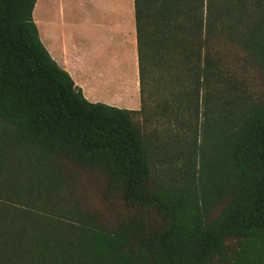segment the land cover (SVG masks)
Masks as SVG:
<instances>
[{
  "label": "trees",
  "instance_id": "obj_1",
  "mask_svg": "<svg viewBox=\"0 0 264 264\" xmlns=\"http://www.w3.org/2000/svg\"><path fill=\"white\" fill-rule=\"evenodd\" d=\"M35 3L0 0V264H264V29L248 33L261 89L211 111L197 182L157 183L138 121L157 71L225 79L242 1L134 0L139 110L85 97L44 46Z\"/></svg>",
  "mask_w": 264,
  "mask_h": 264
},
{
  "label": "rangeland",
  "instance_id": "obj_2",
  "mask_svg": "<svg viewBox=\"0 0 264 264\" xmlns=\"http://www.w3.org/2000/svg\"><path fill=\"white\" fill-rule=\"evenodd\" d=\"M241 1L239 20L234 22V29L237 30L230 35L220 64L222 70H226V80L220 82L216 76L203 79L192 64H183L157 71L154 81L148 86L147 110L138 121L149 146L153 174L158 184L168 186L197 182L203 154L209 151L206 129L211 111L215 117L219 115L217 109L231 115L224 109H233L242 98H256L261 89L248 33H260L264 29V0ZM230 76L234 78L233 88L227 84ZM246 101L249 102V99ZM5 154L0 142V161L7 164ZM10 194L9 186L0 191V196L6 201L11 200ZM28 197L25 193L22 200H28ZM29 198L32 199L31 196ZM9 202L14 203L13 200ZM18 203L21 204L20 201ZM25 207L36 208L42 213L46 209L49 214L60 209L57 205L42 204H26Z\"/></svg>",
  "mask_w": 264,
  "mask_h": 264
},
{
  "label": "crops",
  "instance_id": "obj_3",
  "mask_svg": "<svg viewBox=\"0 0 264 264\" xmlns=\"http://www.w3.org/2000/svg\"><path fill=\"white\" fill-rule=\"evenodd\" d=\"M33 19L89 101L141 108L134 0H36Z\"/></svg>",
  "mask_w": 264,
  "mask_h": 264
}]
</instances>
